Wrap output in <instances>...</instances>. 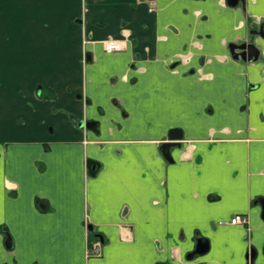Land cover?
<instances>
[{"label":"crops","instance_id":"1","mask_svg":"<svg viewBox=\"0 0 264 264\" xmlns=\"http://www.w3.org/2000/svg\"><path fill=\"white\" fill-rule=\"evenodd\" d=\"M263 197L264 0H0V264H264Z\"/></svg>","mask_w":264,"mask_h":264},{"label":"built area","instance_id":"2","mask_svg":"<svg viewBox=\"0 0 264 264\" xmlns=\"http://www.w3.org/2000/svg\"><path fill=\"white\" fill-rule=\"evenodd\" d=\"M148 4V8L150 11L156 8V0H144ZM103 48L108 52H116L124 49L125 42L122 39H114L108 38L103 41ZM231 224H245L247 222L246 215L242 214H234L228 221ZM90 245V246H89ZM101 241L96 238L93 241L87 242V255L88 256H96L101 252Z\"/></svg>","mask_w":264,"mask_h":264},{"label":"water","instance_id":"3","mask_svg":"<svg viewBox=\"0 0 264 264\" xmlns=\"http://www.w3.org/2000/svg\"><path fill=\"white\" fill-rule=\"evenodd\" d=\"M230 2V0H228V3ZM235 46H238L236 48L238 49H241V52L240 54L239 53H236V56L238 55H241V56H244V54H250V50L251 48H253L254 46L252 44H247V43H242L240 45H235ZM232 48H235V47H232ZM173 143H165L163 145V150H164V153H165V156L166 157H169V147L172 145ZM92 161H89L88 162V165L91 163ZM261 201V204H262V209H263V218H264V197L260 200ZM6 243L8 246H10L11 244V238H10V235H6ZM250 255H251V258L253 259L256 255V249L252 248L251 251H250Z\"/></svg>","mask_w":264,"mask_h":264},{"label":"trees","instance_id":"4","mask_svg":"<svg viewBox=\"0 0 264 264\" xmlns=\"http://www.w3.org/2000/svg\"><path fill=\"white\" fill-rule=\"evenodd\" d=\"M90 232V234H91V230L89 231ZM91 238V237H90ZM92 239H88V242H90ZM90 246V245H89Z\"/></svg>","mask_w":264,"mask_h":264}]
</instances>
